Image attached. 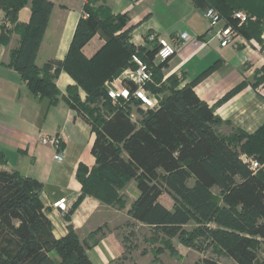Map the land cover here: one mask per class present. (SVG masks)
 Returning a JSON list of instances; mask_svg holds the SVG:
<instances>
[{
    "label": "trees",
    "instance_id": "trees-1",
    "mask_svg": "<svg viewBox=\"0 0 264 264\" xmlns=\"http://www.w3.org/2000/svg\"><path fill=\"white\" fill-rule=\"evenodd\" d=\"M94 1L85 4L86 15L79 20L65 60L40 67L36 58L54 3L0 0V8L13 25L10 30L0 25V44L6 45L13 32L19 34V44L11 50L6 65L21 73L31 93L56 102L61 95L56 83L60 72L67 71L75 80L63 98L73 109L82 110L79 114L95 134L91 148L95 165L90 168L80 163L77 170L83 192L80 199L91 194L107 202V196L112 197L133 178L139 194L129 212L136 221L168 237L178 236L195 222L236 264H261L257 244L264 245V165L252 170L238 146L241 143L242 151L257 154L254 143L264 136V125L253 134L237 129L241 136L218 132L215 126L223 121L199 97L196 81L180 86L182 79L171 74L166 78L170 85L165 86L163 69L168 60L153 66L147 88L153 93L168 88L169 93L159 99L158 107L141 109L142 120L137 124L124 104L128 100L112 103L104 83L125 68H136L133 56L152 66L157 37L151 41L149 34L145 45L134 44L129 16L114 14L105 5L90 6ZM192 1L203 10L217 9L235 26L238 21L232 15L236 10L256 16L257 20L239 27L247 37L259 38L264 30V0ZM27 4L31 5V18L21 23L18 12ZM99 32L105 44L88 57L83 47ZM258 157L264 164V151ZM5 162L0 149V163ZM42 192L38 179L0 169V264H94L87 244L73 229L63 237L55 236ZM164 193L173 200L171 209L159 200ZM211 222L215 226H209ZM195 264L221 263L204 257Z\"/></svg>",
    "mask_w": 264,
    "mask_h": 264
},
{
    "label": "crops",
    "instance_id": "crops-1",
    "mask_svg": "<svg viewBox=\"0 0 264 264\" xmlns=\"http://www.w3.org/2000/svg\"><path fill=\"white\" fill-rule=\"evenodd\" d=\"M50 1L54 7L36 58L40 67L49 61L65 60L79 20L86 15L84 7L88 2ZM96 1V4L110 8L114 14L129 16V25L133 26L131 40L136 45H145L149 34L169 40L180 33H189L190 38L178 45L176 54L168 60L163 71L166 77L177 74L182 79L180 86L196 81L194 88L199 97L213 107L223 121L215 126L218 132L230 135L239 129L253 134L264 125V95L260 91L264 80V30L259 38L244 35L248 44L235 50L221 47L216 39H211L207 34L209 22L204 17V10L192 0H188L190 6L178 8L176 16L172 10L173 4L178 5V0ZM155 9L164 16L163 21L151 26L149 33H144L146 26L142 23L137 25L142 17ZM198 10L203 12L202 22ZM30 18L31 5L27 4L19 10L18 21L28 23ZM0 25L6 26L7 30L13 27L1 8ZM105 41V37L97 33L83 47L84 54L93 56ZM18 44L19 34L16 32L11 34L8 45L0 44V149L6 157V162L0 163V169L17 170L24 176L41 181L42 199L48 208L55 236L63 237L73 229L87 244V253L94 264H110L123 253V245L111 223L117 219V209L105 208L101 200L91 194L80 199L83 192L77 170L80 163L90 168L95 165V157L93 161L88 156V152L92 154L95 134L85 117L63 98L75 80L67 71L60 72L56 83L61 95L56 102L34 95L21 73L6 65L8 51ZM211 67L214 68L204 74ZM80 93L85 99L84 90L81 89ZM141 109L146 110L143 106ZM42 135L60 137L61 161L55 159L57 149L54 146L41 142ZM138 194L137 189L132 202ZM57 202L65 209L55 206Z\"/></svg>",
    "mask_w": 264,
    "mask_h": 264
},
{
    "label": "rangeland",
    "instance_id": "rangeland-1",
    "mask_svg": "<svg viewBox=\"0 0 264 264\" xmlns=\"http://www.w3.org/2000/svg\"><path fill=\"white\" fill-rule=\"evenodd\" d=\"M178 1V5L173 4L174 10L172 11L175 13V16L179 14L177 10L178 8L182 9L184 7L190 6L188 0ZM96 3L97 1H94L92 4H90V6H100ZM202 14L203 12L198 10V17L200 18L201 22L203 21ZM163 17L159 9H155L152 13L142 17L141 22L137 26L142 23V25L146 26V30H144V33H149V28L157 23H162ZM253 20H257L256 16H253V19H248L245 23ZM138 28L139 27H137V29ZM10 40L11 35L6 45L10 43ZM8 53L11 54V50L8 51ZM122 72L123 71H120L117 76H119ZM117 76H115L114 78H117ZM114 78L108 80H113ZM166 78L167 77L164 75L162 81H164V83L166 84L165 86H169L170 84ZM168 93V88H165L159 93H153L151 90L148 91L149 95L156 94L154 96H156L158 99L163 98ZM112 103L116 102L112 101ZM124 104H126V107L130 109L131 113L135 114L134 121L137 124H140L142 120L141 106H143V108H146L145 104L139 102V100H137L136 98H133L130 101L128 100ZM92 106L94 105L92 104ZM102 110L104 109L102 108ZM79 112L83 113L82 110ZM234 133L238 136H241V133L238 132L237 129L233 130L230 134ZM263 137L264 136L260 137L261 140L254 143L257 154H249L245 151H242L241 143H239L238 147L240 149V155L245 156V158L247 157L258 159V153L264 151ZM244 141L247 142L246 138L245 140L243 138V143H245ZM88 156L89 158H91V160L94 161V156L89 152ZM136 191V180L130 178L125 181L123 187L116 190L115 194H113L112 197L107 196L109 197V200L107 202L101 201L105 208L109 207L110 209H117L115 210L117 213V219L111 221V223L115 226L113 230H115L117 237H119L123 245V253L120 258L110 264H195L197 261L204 257L214 258L221 264H236L232 258L220 251L214 245L211 238L204 232L202 225L191 222L184 227L183 233L179 234L176 237H168L159 233L155 228L136 221L129 212L133 203L132 199L135 196ZM214 192L216 194H219V190L216 188H214ZM161 199L164 204H168L169 206L171 205V207H173V200L167 193H164ZM208 225L211 227L215 226L213 222L209 223ZM257 251L260 263L264 264V245L258 243ZM52 257L58 260V256H56V254H54Z\"/></svg>",
    "mask_w": 264,
    "mask_h": 264
},
{
    "label": "built area",
    "instance_id": "built-area-1",
    "mask_svg": "<svg viewBox=\"0 0 264 264\" xmlns=\"http://www.w3.org/2000/svg\"><path fill=\"white\" fill-rule=\"evenodd\" d=\"M204 17L209 22L207 34L211 39H216L221 47H230L238 50L243 45H247V39L240 33L239 27L242 26L248 19H253V16L244 10H236L232 15V20L238 21V25H233L228 19L223 17L221 13L213 8L208 7L204 10ZM190 38L188 32L180 33L173 37V39L158 38V49L154 57L153 64L148 65L145 61L138 56H133V61L136 68H125L123 72L113 80L105 82V88L108 96L114 102L120 99L129 100L132 97L141 100L146 108H156L159 106V99L156 96L148 94L147 84L152 81L153 66H158L167 60H170L177 51L180 43ZM149 40H155L154 34L149 35ZM129 82L130 84H127ZM260 91L264 95V80L260 85ZM135 114L131 113V118L135 120ZM41 142L45 145L54 146L57 149L55 159L61 161L63 159V152L61 150V139L57 135H42ZM241 158L250 166L254 171H257L264 164L260 163L257 159ZM61 209L65 206L60 202L55 203Z\"/></svg>",
    "mask_w": 264,
    "mask_h": 264
}]
</instances>
